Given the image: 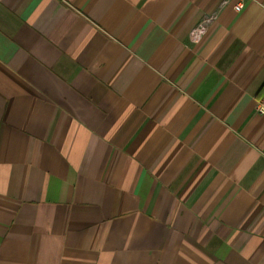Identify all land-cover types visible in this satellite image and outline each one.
<instances>
[{
	"label": "crops",
	"instance_id": "obj_1",
	"mask_svg": "<svg viewBox=\"0 0 264 264\" xmlns=\"http://www.w3.org/2000/svg\"><path fill=\"white\" fill-rule=\"evenodd\" d=\"M0 0V264H264V0Z\"/></svg>",
	"mask_w": 264,
	"mask_h": 264
},
{
	"label": "built area",
	"instance_id": "obj_2",
	"mask_svg": "<svg viewBox=\"0 0 264 264\" xmlns=\"http://www.w3.org/2000/svg\"><path fill=\"white\" fill-rule=\"evenodd\" d=\"M230 0H222L214 11L205 15L189 32V37L192 41L198 42L206 35L208 30V25L210 22L216 20L218 18V13L221 7H223ZM243 7V0L238 1L233 8L235 11H239ZM254 110L256 114L262 115L264 114V89L257 97Z\"/></svg>",
	"mask_w": 264,
	"mask_h": 264
}]
</instances>
